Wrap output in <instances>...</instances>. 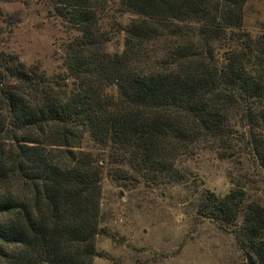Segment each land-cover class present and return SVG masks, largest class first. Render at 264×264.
<instances>
[{"label":"trees","instance_id":"16d2710c","mask_svg":"<svg viewBox=\"0 0 264 264\" xmlns=\"http://www.w3.org/2000/svg\"><path fill=\"white\" fill-rule=\"evenodd\" d=\"M47 1L79 34L64 45L65 76L0 52V264H92L105 160L81 149L85 134L116 182L121 165L179 182L176 162L205 149L264 173V33L240 29L245 0ZM109 3L132 15L120 53L106 50ZM199 213L264 264V206L238 183L207 192Z\"/></svg>","mask_w":264,"mask_h":264},{"label":"rangeland","instance_id":"374dc122","mask_svg":"<svg viewBox=\"0 0 264 264\" xmlns=\"http://www.w3.org/2000/svg\"><path fill=\"white\" fill-rule=\"evenodd\" d=\"M108 5L103 23L111 40L106 50L120 53L122 29L132 15H120L115 4ZM240 29L252 36L264 33V0H245ZM78 34L47 0H0V52L37 66L48 78L66 75L64 45ZM163 43L150 47L161 48ZM235 43L214 44L215 54L220 56ZM66 82L70 88L71 78ZM107 92L117 95L115 86ZM81 149L105 160L92 264H251L231 227L222 228L199 213L207 192L222 197L237 183L246 201L264 206V173L248 156L220 159L212 151L200 150L176 162L184 176L179 182L153 181L121 165L126 176L121 172L116 182L108 172L118 166L107 164V150L87 134Z\"/></svg>","mask_w":264,"mask_h":264}]
</instances>
